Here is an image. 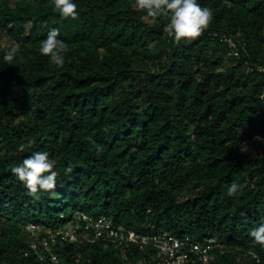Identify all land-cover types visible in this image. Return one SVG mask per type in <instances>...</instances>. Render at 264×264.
I'll list each match as a JSON object with an SVG mask.
<instances>
[{
  "label": "trees",
  "instance_id": "trees-1",
  "mask_svg": "<svg viewBox=\"0 0 264 264\" xmlns=\"http://www.w3.org/2000/svg\"><path fill=\"white\" fill-rule=\"evenodd\" d=\"M12 2L0 0V264H158L153 246L95 239L79 214L211 238L210 261L188 264H264L249 235L264 218V0H198L211 23L179 44L136 0H74L75 20L53 0ZM52 28L63 67L39 51ZM36 151L58 174L38 199L11 171ZM78 221L77 241L56 234Z\"/></svg>",
  "mask_w": 264,
  "mask_h": 264
},
{
  "label": "clouds",
  "instance_id": "clouds-1",
  "mask_svg": "<svg viewBox=\"0 0 264 264\" xmlns=\"http://www.w3.org/2000/svg\"><path fill=\"white\" fill-rule=\"evenodd\" d=\"M53 3L55 10L63 19L71 18L75 20L78 18V6L74 0H53ZM136 5L139 9L146 10L147 15L152 18L164 17L167 19L168 22L164 26V31L177 44L182 40H193L200 36L209 26L213 17L211 8L202 6L198 3V0H136ZM59 37V28L50 29L46 38L41 42L39 51L42 55L50 58V63L57 67H63L65 53L68 52L69 46ZM16 51L15 48L8 50L3 57L4 61L11 64ZM256 139L262 140L264 138L257 136ZM24 148L25 145L23 144L19 146L20 151H23ZM55 164L56 161L50 158L48 152L36 151L26 157L21 164L14 166L11 171L25 184L28 193L38 199L40 191L51 192L56 188L58 174L54 170ZM66 171L68 173L72 171L71 165L68 166ZM240 190V185L233 182L228 188V195L235 196ZM78 217L80 218V216ZM77 224H79V221L63 229H76ZM34 227V225H31L32 229ZM249 235L255 243L264 247V218L261 219L258 226L249 230ZM253 259H256L257 264H260L258 257L254 256Z\"/></svg>",
  "mask_w": 264,
  "mask_h": 264
},
{
  "label": "built area",
  "instance_id": "built-area-1",
  "mask_svg": "<svg viewBox=\"0 0 264 264\" xmlns=\"http://www.w3.org/2000/svg\"><path fill=\"white\" fill-rule=\"evenodd\" d=\"M230 45L235 43L228 39ZM85 221L84 230L95 229V239H99L106 234L116 246L137 245L139 248L153 246L157 249L156 259L158 264H188L194 256H198L205 263L210 261V250L212 248V239L207 238L204 245L194 241L192 237H179L168 231L159 233H141L136 230L123 227H113V223L105 216L94 220L86 215L79 214ZM82 225L77 224L76 229H59L56 234L62 235L65 239L77 240L76 230ZM54 237L55 234H52ZM94 239L88 237V241Z\"/></svg>",
  "mask_w": 264,
  "mask_h": 264
},
{
  "label": "rangeland",
  "instance_id": "rangeland-1",
  "mask_svg": "<svg viewBox=\"0 0 264 264\" xmlns=\"http://www.w3.org/2000/svg\"><path fill=\"white\" fill-rule=\"evenodd\" d=\"M13 2H14V0H13ZM13 2H12V3H13Z\"/></svg>",
  "mask_w": 264,
  "mask_h": 264
}]
</instances>
